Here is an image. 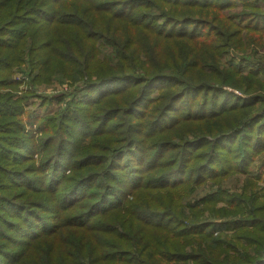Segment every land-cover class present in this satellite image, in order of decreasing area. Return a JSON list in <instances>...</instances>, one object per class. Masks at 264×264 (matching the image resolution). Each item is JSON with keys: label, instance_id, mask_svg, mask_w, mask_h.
Wrapping results in <instances>:
<instances>
[{"label": "trees", "instance_id": "obj_1", "mask_svg": "<svg viewBox=\"0 0 264 264\" xmlns=\"http://www.w3.org/2000/svg\"><path fill=\"white\" fill-rule=\"evenodd\" d=\"M260 1L0 0V87L17 64L87 77L54 116L0 95V264L54 247L62 264H264V63L228 59L244 31L262 46ZM232 175L242 193L214 188L194 203L212 220L187 224L180 200Z\"/></svg>", "mask_w": 264, "mask_h": 264}, {"label": "rangeland", "instance_id": "obj_2", "mask_svg": "<svg viewBox=\"0 0 264 264\" xmlns=\"http://www.w3.org/2000/svg\"><path fill=\"white\" fill-rule=\"evenodd\" d=\"M251 2L252 0H247ZM238 6L234 10L226 11L225 14L226 16H231L235 13H240L242 9V4L241 1L238 2ZM260 6L264 8V0L260 1L259 3ZM93 14H89V22L92 20ZM244 24H242V27ZM46 30V28L44 27ZM47 31V30H46ZM250 32L249 31H244L241 35L242 42L248 44L247 49L245 51H229L228 59H233V56L235 55L236 60L239 58H251L255 59L258 58L260 61L264 63V37L261 38L262 46L261 47H253V43L250 37ZM98 38V37H96ZM95 38L93 40L94 43H97L98 45H106V43L103 40H99L98 42ZM92 54V53H90ZM109 58L112 65L116 64L117 65V60H118V53L113 47H104L101 49V55L97 56L96 62L97 63H105V59ZM26 62L31 61L30 57L25 58ZM25 62V63H26ZM224 64V62H222ZM99 64H95L93 66L92 71H97L99 72ZM24 65H19L17 64L11 72L8 74V78L6 80V85H3L0 87V95H7L10 94L14 97V99L18 100H23L27 111H32L36 116L38 117H49V116H54L57 112H59L61 109L66 107V100L59 103L55 97H59L61 95H64L66 93H71L75 90L79 84L86 80L87 77H84L83 79H76V80H69L66 79V74L64 72V75L58 74L56 75H49L47 78H41L40 73H42L43 69L42 68H32V66H27L26 72L22 70V67ZM99 68V70H98ZM54 74V73H53ZM77 76V75H76ZM75 77V76H74ZM65 79V80H63ZM93 79H96L94 77ZM37 80V82H36ZM106 93L109 94V91ZM105 93V94H106ZM105 102V101H104ZM261 161V159L258 160V164ZM245 175H232L226 179H224L220 184H217L214 180L208 179L206 182L202 185H198L197 189L189 194V196H185L183 200H180V204L182 206L179 207L181 211L177 210L178 213H181L186 217L187 224H194L192 223L193 221H196L195 216L198 217L199 221L200 220H212L210 216L208 215V212H204L202 210L201 206L194 207L198 202L199 199H201L203 196H205L207 193L211 192L214 188L216 187H221L223 190L228 191L230 193H237L241 194L242 193V188H244V180H245ZM258 185H260L258 183ZM169 196V195H168ZM166 197L163 201L160 203H157L156 206L154 207L156 210L162 209V207L170 202V199ZM175 201V198L172 200ZM196 202V204H194ZM177 205L176 203H172V205ZM171 205V206H172ZM178 206V205H177ZM220 207L223 206V204H219ZM197 208V209H196ZM218 232L215 233V238H219ZM233 233H229L227 236L231 237L233 236ZM246 245V244H245ZM192 247H197L196 244H191L185 247V251L191 250ZM242 249V248H241ZM53 255L55 256V262L50 263V264H62L61 259L62 255L59 253L57 247H54L51 249ZM234 248L229 249V253L232 256H238V254H241L242 252L236 253ZM39 255L36 254V257ZM198 260H188L186 263L185 262H176V261H170L169 264H194L197 263Z\"/></svg>", "mask_w": 264, "mask_h": 264}]
</instances>
